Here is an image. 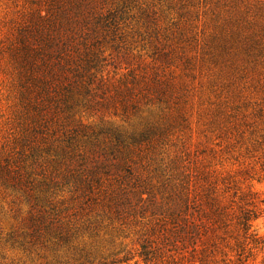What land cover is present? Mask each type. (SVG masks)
Listing matches in <instances>:
<instances>
[{
    "label": "rangeland",
    "instance_id": "1",
    "mask_svg": "<svg viewBox=\"0 0 264 264\" xmlns=\"http://www.w3.org/2000/svg\"><path fill=\"white\" fill-rule=\"evenodd\" d=\"M0 264H264V0H0Z\"/></svg>",
    "mask_w": 264,
    "mask_h": 264
}]
</instances>
